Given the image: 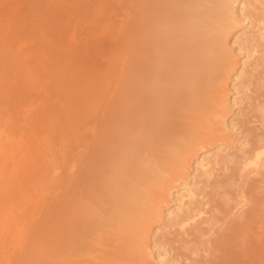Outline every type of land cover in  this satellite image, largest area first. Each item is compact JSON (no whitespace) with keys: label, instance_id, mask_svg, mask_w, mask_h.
Segmentation results:
<instances>
[{"label":"bare ground","instance_id":"bare-ground-1","mask_svg":"<svg viewBox=\"0 0 264 264\" xmlns=\"http://www.w3.org/2000/svg\"><path fill=\"white\" fill-rule=\"evenodd\" d=\"M116 1L101 7L126 18L119 49L98 52L84 97L61 83L45 126L62 200L9 264H264V0ZM11 36L0 23V79L28 49Z\"/></svg>","mask_w":264,"mask_h":264},{"label":"rangeland","instance_id":"rangeland-1","mask_svg":"<svg viewBox=\"0 0 264 264\" xmlns=\"http://www.w3.org/2000/svg\"><path fill=\"white\" fill-rule=\"evenodd\" d=\"M115 4L117 5L116 0H0L2 29L10 32L16 43H19L24 37L29 40L28 49H19L17 59L13 62L14 66H5L0 79V128H2L0 129L2 130L0 138L2 137V142L5 140L3 143L5 146L0 149V160H3L4 164L3 166L2 163L0 164V264L11 263L16 252L21 259L30 254L29 251L23 257L21 247L24 240H28L25 235H28L33 226L31 222L38 223L36 218L40 217V215L38 216L40 212H43L40 213L42 215L40 219L43 220V215L47 214V210L50 209L47 206H50L54 199L52 195L55 192L59 193V189H54L58 191L53 192L47 178L49 174L47 158H50L47 155L50 154V151H47L48 147L45 143L46 134H49L48 131H45V126L52 118H56L55 114L58 113L62 105L68 102V99H61L65 94L62 89H59L62 87L61 83H64V86L73 92L76 88H80L77 98L84 97L86 84L83 87H78L77 84L96 82L99 68L103 66L102 57L98 52L104 51L106 57L110 49H119L114 42V35L124 32V28L128 24L126 18L121 16L106 17L102 13L101 7L104 5L106 11H110L115 7ZM256 59L255 56L253 61ZM256 74H264V68L261 67L256 71ZM65 91L67 92L66 89ZM250 92H254V90L252 89ZM250 114L249 116L254 119L252 113ZM8 127H11V130L9 128L4 131ZM57 130H54L53 137L57 138ZM7 138L11 144L7 142L8 140L6 141ZM40 147L43 148L40 149ZM7 150L9 156L5 154V157L1 151L7 153ZM44 152L46 154L43 155ZM38 153L43 155L44 162L42 161L43 163L36 166L32 162L34 163V160L38 159L40 156ZM9 162H11L10 166ZM29 163L32 167L31 165L27 166ZM261 172L262 170L259 171L260 174H262ZM259 173L257 172L255 175L260 177ZM38 182L42 186H39ZM60 197L59 202L62 200ZM45 209L47 210L45 211ZM60 209L59 205V210H57L60 212ZM49 214L47 215L49 216ZM39 221L42 223H39V226H45L43 221ZM48 225L53 228L54 233H59L58 230L62 229L59 227L56 230L53 227L55 225L53 222ZM39 226L35 228L42 227ZM43 228L39 229L43 233V235L39 234L41 237L47 234V229ZM46 228L48 227L46 226ZM57 238L47 237L48 240L45 242H51L52 247H59ZM31 241L33 242V240ZM31 241L30 243H32ZM38 242H42V238L39 237ZM33 244L39 245L34 242ZM42 245L44 246L43 242ZM49 245L48 247H51ZM19 246H21L20 250ZM29 248L25 251L27 252ZM15 249H17L16 252ZM36 250L34 248L33 252ZM55 250L53 249V251ZM58 251L61 253L63 250L61 248V251ZM33 252H31L32 255ZM56 253L57 250L54 254ZM200 253L195 256L201 257ZM37 254L39 255V253ZM51 256L53 257V255ZM43 257L49 259L44 255ZM44 258L42 261L45 260ZM21 259H19V264ZM50 259L48 261L51 263ZM42 261L41 264L44 263Z\"/></svg>","mask_w":264,"mask_h":264}]
</instances>
